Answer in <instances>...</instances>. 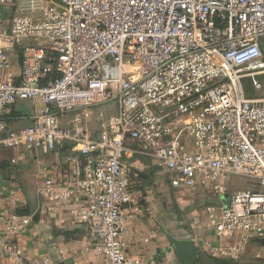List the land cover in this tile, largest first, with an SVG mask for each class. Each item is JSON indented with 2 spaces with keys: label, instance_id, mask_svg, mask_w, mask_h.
<instances>
[{
  "label": "built area",
  "instance_id": "built-area-1",
  "mask_svg": "<svg viewBox=\"0 0 264 264\" xmlns=\"http://www.w3.org/2000/svg\"><path fill=\"white\" fill-rule=\"evenodd\" d=\"M1 6L0 145L29 153L71 145L72 173L63 183L38 165L36 194L67 206L97 255L107 264H154L128 255L124 243V206L134 201L124 158L137 155L150 159L173 191L219 199L205 206L215 238L201 240L207 255L224 264L249 251L264 258L255 250L264 246V96H248L243 83L262 89L264 0ZM12 56L19 57L17 73ZM17 99H29L32 111L30 123L15 130L8 115ZM107 103L115 113L100 112L91 131L84 110ZM232 175L256 180L259 189L231 190ZM7 192L15 209L23 206L15 189ZM15 209L0 210L1 255L11 264H55L20 253L17 239L32 221Z\"/></svg>",
  "mask_w": 264,
  "mask_h": 264
},
{
  "label": "crops",
  "instance_id": "crops-1",
  "mask_svg": "<svg viewBox=\"0 0 264 264\" xmlns=\"http://www.w3.org/2000/svg\"><path fill=\"white\" fill-rule=\"evenodd\" d=\"M11 64V71L17 73L19 71V64L14 56L11 58ZM257 95L264 96V94ZM23 118L26 117L22 116L20 119ZM29 123L30 120L28 119ZM20 148L16 150L18 154L17 160H22L24 156ZM32 153H34L33 156L27 159V162L31 167H34L35 173L37 172L36 168L38 165L47 166L55 179L63 183L66 177L72 173L74 168L72 158L74 154L73 150H71V145L65 144L55 151H47L42 147ZM124 161L134 177V201L125 205L123 211L126 227L124 243L127 254L134 258L142 257L154 264H187L177 259L165 233L170 232L182 238V228L173 220L175 217L172 214L173 205H169V192L174 191L169 187L166 176L158 168H155L148 158L131 155L126 156ZM1 162L0 164H2ZM10 162L13 163L15 161ZM4 174V172H0V210L11 211L15 209L12 201L13 198L7 192L9 188H13L16 190L15 196L23 199L22 208L28 206L31 210L30 213L40 212L38 220L34 221L32 219L31 225L17 239L18 249L27 260L37 261L40 257L45 256L49 257L54 263L107 264L103 257L97 255L92 250L85 234L82 235V238L78 237L76 239H66L62 235H53V226L58 228L77 226L72 223L67 206L59 202H49L45 199H39L35 193V206L31 207L21 189H19V185L14 184L11 180H6L7 176H4ZM36 175L37 173L35 174V180ZM37 184L38 182L35 181V190L38 186ZM191 239L194 242L195 249L199 253L200 249H198L195 239ZM208 239L215 240L212 235ZM199 244L201 245V241ZM206 258L215 264V261L208 255ZM202 260V257H200L193 264H200ZM0 264L11 263L0 253Z\"/></svg>",
  "mask_w": 264,
  "mask_h": 264
},
{
  "label": "rangeland",
  "instance_id": "rangeland-1",
  "mask_svg": "<svg viewBox=\"0 0 264 264\" xmlns=\"http://www.w3.org/2000/svg\"><path fill=\"white\" fill-rule=\"evenodd\" d=\"M23 13L30 14L29 11H25ZM26 42L30 43L31 41H26ZM259 43H261V45L264 44V37H261L259 39ZM263 58H264V50H263ZM11 65H10V70H12ZM243 83L244 85L248 84L247 86L249 87L251 86L250 83L247 82L246 80H244ZM261 83H262V89L255 92L254 90H251L252 95L258 96L257 94L259 95L264 94V77L261 79ZM12 106L16 112L21 114V116H26L30 114L32 111V103L29 99H25V100L17 99L15 100ZM38 106H40V103H38ZM115 111L116 108L114 104L107 103L86 109L84 110L83 115L87 121L89 129L91 131H96L98 129L99 113L101 112L104 117H107L109 114L115 113ZM11 125L12 128L15 130L24 128L28 125V119L23 118L16 121L13 120ZM20 149L21 151H23L24 156L22 160H17V156H18V154L16 153L17 148H6L0 145V161H2L1 163L4 162L5 164L6 163L8 164V166L0 168V172L5 173L4 176H7L6 180H11L14 184L19 185V189H21L23 195L26 197V200L28 201L30 206L34 207L36 200L35 199V193H36L35 181H37L35 180L36 173L34 171L35 170L34 167H31L30 164L27 162L28 161L27 159L31 158L34 153L29 154L25 146H21ZM10 161L12 162L15 161V162L11 163ZM24 164L26 165L24 166ZM228 183L231 190L240 189V188H249L250 190L259 189V185L256 180L249 181L246 178L235 175L230 176ZM169 197H170L169 205H173V206L175 205L181 211V215L179 216V219L183 224V226L181 227L182 233H189L191 235V238L195 239L198 245V249H200L199 253L201 254V257L203 259L200 262L202 264H213L211 260L206 258L207 253L203 249L202 245L199 244V242L201 240H206L210 238L211 235L210 232L207 230L205 215H204L206 203L216 204L219 202V199H217V197L214 195H203L199 193L197 194L185 193V195H181L179 191H174V192L170 191ZM221 197L224 198V196ZM18 208L21 209V207ZM80 237L82 238V236H79V238ZM255 250L264 252V246L261 245L259 249H255ZM252 254L253 252L249 251L243 258H241V260H239L235 264H264V258L255 259Z\"/></svg>",
  "mask_w": 264,
  "mask_h": 264
},
{
  "label": "trees",
  "instance_id": "trees-1",
  "mask_svg": "<svg viewBox=\"0 0 264 264\" xmlns=\"http://www.w3.org/2000/svg\"><path fill=\"white\" fill-rule=\"evenodd\" d=\"M4 8H5L4 6H1L0 7V10H2V12L6 13ZM262 48L264 50V44L262 45ZM18 61H19V57H18ZM247 85L248 84H245L244 85V89H245L246 94L249 96V95H251V90H253V89L250 88L251 86L249 87ZM8 116L9 117H12L10 121H12V120L16 121V120H20L17 117H21V114H19L18 112H16L14 110L13 106H12L11 109H10V114ZM5 166H8V164H5L4 162L2 164H0V168H3ZM30 211L31 210L29 209L28 206H26L25 208H22L21 207V209L20 208H16L15 209V213L20 214V215H22V214L23 215H25V214L26 215H31V221H32V219L34 221H37L40 212L38 211L36 213H34V212L33 213H30ZM172 214L175 216L173 218V220L176 223H178L180 227H182L183 224H182V222L179 219V216L181 215V211L175 205L172 208ZM52 233L55 236L62 235L66 239H76L79 236H82V235L85 234V228L82 225H77L76 227H71V228H58V227L53 226L52 227ZM181 237L182 238H191V235L189 233H182Z\"/></svg>",
  "mask_w": 264,
  "mask_h": 264
},
{
  "label": "water",
  "instance_id": "water-1",
  "mask_svg": "<svg viewBox=\"0 0 264 264\" xmlns=\"http://www.w3.org/2000/svg\"><path fill=\"white\" fill-rule=\"evenodd\" d=\"M165 233L171 243L172 250L179 261L187 264H193V262L200 259L201 255L195 249L194 242L191 238H179L170 232ZM260 241L263 242L262 239H260ZM208 256L215 261V264H224V261L221 259L210 255ZM55 264L64 263L57 262Z\"/></svg>",
  "mask_w": 264,
  "mask_h": 264
}]
</instances>
